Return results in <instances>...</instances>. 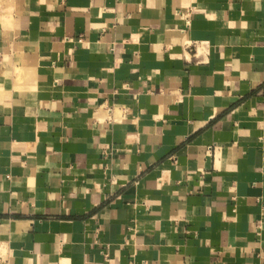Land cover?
Listing matches in <instances>:
<instances>
[{"label": "crops", "instance_id": "obj_1", "mask_svg": "<svg viewBox=\"0 0 264 264\" xmlns=\"http://www.w3.org/2000/svg\"><path fill=\"white\" fill-rule=\"evenodd\" d=\"M24 21L0 37V264H264V0Z\"/></svg>", "mask_w": 264, "mask_h": 264}, {"label": "rangeland", "instance_id": "obj_2", "mask_svg": "<svg viewBox=\"0 0 264 264\" xmlns=\"http://www.w3.org/2000/svg\"><path fill=\"white\" fill-rule=\"evenodd\" d=\"M55 1L56 0H0V37L6 41L8 39H10V41L12 39L15 40L14 38H16L18 33L23 29L25 24L24 20L27 16H32L33 18L40 14H47L50 9L55 6ZM16 60L10 59V62L14 61L17 64L18 62ZM14 149L16 148L14 147ZM2 157L3 151L1 149L0 160H2Z\"/></svg>", "mask_w": 264, "mask_h": 264}]
</instances>
